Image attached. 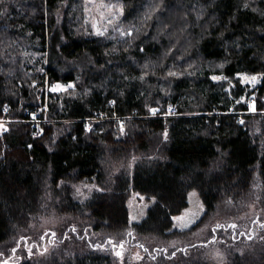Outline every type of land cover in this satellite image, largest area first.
Listing matches in <instances>:
<instances>
[{
  "label": "trees",
  "instance_id": "obj_1",
  "mask_svg": "<svg viewBox=\"0 0 264 264\" xmlns=\"http://www.w3.org/2000/svg\"><path fill=\"white\" fill-rule=\"evenodd\" d=\"M76 2L0 0V264H221L210 249L226 241V264H264L257 222L154 245L183 235L174 217L193 190V232L264 210V0H123L124 40L94 34ZM242 72L261 75L253 91ZM58 83L73 85L48 103ZM89 179L100 189L80 201ZM135 191L155 203L130 225Z\"/></svg>",
  "mask_w": 264,
  "mask_h": 264
},
{
  "label": "rangeland",
  "instance_id": "obj_2",
  "mask_svg": "<svg viewBox=\"0 0 264 264\" xmlns=\"http://www.w3.org/2000/svg\"><path fill=\"white\" fill-rule=\"evenodd\" d=\"M77 1L76 5H79L80 1L84 2V9H85V18H86V25L91 28V31L96 35H103L109 38L110 40L118 39L124 40L131 32V28L122 24V19L124 16V3L123 0H73ZM215 79L223 78L222 75H215ZM240 78L244 84L249 86V90L253 91L261 82V75L256 73H248L242 72L240 73ZM73 83L65 84V83H58L56 86L51 88L48 84L43 88V92L45 95H48V103L50 101V91H64L71 87ZM255 97V95H253ZM264 100V99H263ZM240 101H246L248 105H250L251 110L250 113H256V99H253L251 95L248 93L242 97ZM243 115V113H240ZM127 119V118H126ZM108 120V119H106ZM118 120V119H116ZM53 121V120H51ZM89 121H95L94 119H90ZM120 121V120H118ZM124 120L120 121V126L124 127ZM6 125L3 122H0V135L6 129ZM99 186L97 183L92 180H85L79 182L75 186V195L77 199L80 201L87 200L92 194L97 191ZM155 203L154 197H147L142 193L135 191L133 192L128 200V207L130 211V225H135L143 221L149 209ZM205 212V206L203 201L200 197L198 191L193 190L190 192L189 195V205L183 210L182 213L176 215L174 217V228L181 231L183 233L182 236L173 238L168 241H160L158 243H154V245L158 247H166L169 250H173L176 248H184L185 246L192 245L196 242H204L207 241L209 238H212V230L211 228H215L217 225H222L224 228H228L227 235L233 239L234 233L232 230H235V224L250 221V224L253 222H257L258 225L264 226V210H257L255 208H251L248 218H245V221H242L241 218H235L233 220H225V218L220 217L210 224L208 227H204L202 230L199 229L198 231H191L192 228L200 221L203 217ZM259 221V222H258ZM236 236L239 235L234 231ZM247 238H251L254 235L251 231H249ZM225 240V241H226ZM224 241V240H219ZM226 244L216 243L214 248H209L211 255H215L218 257V260L221 264H226L225 257L223 255V250L229 248L228 246L231 245L229 241H226ZM135 259H139L144 255V251L142 247L137 246L134 249ZM126 252V250H125ZM125 252L123 251L121 255H124Z\"/></svg>",
  "mask_w": 264,
  "mask_h": 264
},
{
  "label": "built area",
  "instance_id": "obj_3",
  "mask_svg": "<svg viewBox=\"0 0 264 264\" xmlns=\"http://www.w3.org/2000/svg\"><path fill=\"white\" fill-rule=\"evenodd\" d=\"M46 111H47V105H42L36 109H33V111H31V116H32L31 122L36 123L37 125L42 121H47L48 119L46 117L44 118L45 120H42L43 115L46 113ZM177 114H178V109L176 105L169 104L167 107V113L165 115L166 116H176ZM36 132L38 135L41 134V128L39 126H37L36 128Z\"/></svg>",
  "mask_w": 264,
  "mask_h": 264
},
{
  "label": "bare ground",
  "instance_id": "obj_4",
  "mask_svg": "<svg viewBox=\"0 0 264 264\" xmlns=\"http://www.w3.org/2000/svg\"><path fill=\"white\" fill-rule=\"evenodd\" d=\"M71 10H72V9H71ZM74 13H75V12H73L72 14H74ZM68 14H69V12H68ZM68 16H69V15H68ZM74 16H76V15H74ZM69 17H71V14H70ZM72 17H73V16H72ZM72 17H71V19H72ZM47 19H48V18H47ZM71 19L69 18V26L71 25L70 23L73 22V21L71 22ZM74 19H75V18H73L72 20H74ZM30 21H32V19H30ZM49 22H50V21H49ZM75 23H76V20H74V23H72L71 26H73V24L75 25ZM48 24H49V23H48ZM12 40H13V39H12ZM214 65H215V64H214ZM215 66H216V65H215ZM34 109H35V108H34ZM32 110H33V109H32ZM153 111H155V110H153ZM150 114H151V113H150ZM152 115H153V114H152ZM49 117H50V116L48 115V119H50ZM30 120H31V119H30ZM43 120H44V118H43ZM51 123H52V122H51ZM7 124H8V123H7ZM7 124H5V125H7ZM32 124H33V123H32ZM39 124H40V123H39ZM41 124H43V123H41ZM41 124H40V126H42ZM34 125H35V124H34ZM43 125H46V123L43 124ZM36 126H38V125H36ZM34 128H35V126H34ZM236 232H237V231H236Z\"/></svg>",
  "mask_w": 264,
  "mask_h": 264
},
{
  "label": "snow or ice",
  "instance_id": "obj_5",
  "mask_svg": "<svg viewBox=\"0 0 264 264\" xmlns=\"http://www.w3.org/2000/svg\"><path fill=\"white\" fill-rule=\"evenodd\" d=\"M233 227H235V226L233 225Z\"/></svg>",
  "mask_w": 264,
  "mask_h": 264
}]
</instances>
